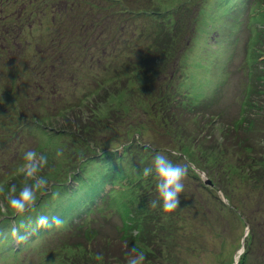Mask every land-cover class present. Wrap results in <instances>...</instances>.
<instances>
[{"label":"rangeland","instance_id":"374dc122","mask_svg":"<svg viewBox=\"0 0 264 264\" xmlns=\"http://www.w3.org/2000/svg\"><path fill=\"white\" fill-rule=\"evenodd\" d=\"M73 1L76 4L71 11L77 16L82 12L91 16H101L99 12H102L108 16L107 11H101V6L90 8V12L89 7L85 9L86 0ZM125 1L138 13L134 23L123 26L126 31L121 45L128 51L120 50L121 53L111 57L113 65L90 70L87 79L73 86L69 83L68 66L64 74H57L54 80L38 77L34 69L37 54L48 57L46 51L40 53L39 50L46 49L55 26L31 24L14 36L2 37L6 23L18 19L25 2L48 4L49 1L0 0V48L6 50L7 47L12 58L9 66L17 67L18 74L24 76L17 89L25 96L24 104L28 102L29 110L31 107L49 110L53 114L51 118L63 112L64 116H55L59 124L54 126L58 128L70 127L69 124L75 128L79 120L88 119V124L90 120L97 121L94 125L98 129L91 145L96 152H110L114 159L103 164L83 161L84 175L92 177L78 189L74 182V187L68 189L73 196L69 192L62 193L58 199L60 206L55 211L52 203L58 196L54 197V192L61 191L56 189V180L60 167L70 159L64 147H60L64 143L45 145L41 140L46 139L26 134L20 136L17 146L14 144L6 151L0 148V241L5 240L0 248L6 247L12 229L16 228L13 220L21 216L8 205L13 186L16 194L22 185L32 186L36 194L33 206L23 213H33L32 209L39 207L42 215L50 220L59 217L63 221L60 226H42L41 232L31 226L23 233L26 239L22 241L13 237L19 248L10 242L9 246L18 254H6L0 249V264H48L46 258L53 259L55 252L66 264H127L131 239L129 242L123 239L126 224L114 212V204L104 196L110 185H101L99 181L106 171L117 169L119 164L126 168H132L137 162L142 167L150 166L152 157L158 153L186 166L188 171L177 209L165 212L155 207V214L147 211L141 217L138 231L134 228L130 231L132 237L139 238L145 257L149 252V257L156 261L152 264H264V80L250 76L247 69L249 64L262 60L255 73L264 72V57L261 58L264 54V0H195L189 4L188 12L192 14L185 16L184 26L177 32V43L171 49L174 61L164 66L168 70L173 67V75L166 77V70L149 83L146 75L154 71L142 67L141 61L133 65L137 47H134L133 33L127 31L134 29L142 36V45L148 46L159 37L160 29L150 24L142 10L151 4L150 0ZM186 1L166 0L165 3L177 6ZM106 2L100 0L102 4ZM116 6L115 2L108 12ZM42 17V14L38 17L39 22L47 21L48 18L44 21ZM125 19L132 20L125 17L123 21ZM75 22L77 25L79 19ZM2 56L0 54V84L10 82V86L13 76H8L2 68L7 65ZM49 62L44 65L48 76L52 75ZM87 66L86 63L81 67L86 69ZM71 67L79 68L78 65ZM183 73L188 74V80L182 78ZM94 75L104 79L102 85L94 83ZM33 80L39 82L40 87L34 86ZM164 81L163 88L170 95L169 106L158 102L160 98H157ZM53 83L57 86L53 87ZM17 85L14 83V87ZM149 91L155 94L147 95L152 100L144 94ZM94 92L99 94L94 96ZM211 101L206 108L204 104ZM41 115L44 117L47 113ZM28 151L37 154V163L41 155L46 157V163L31 177L26 175L25 153ZM82 160L77 159L75 165ZM39 179L47 183L37 186ZM114 184L117 192H127V182ZM155 185L151 177L142 187L141 195L156 199ZM84 192L88 193V198ZM48 195L54 197L53 202L48 201ZM140 200L146 208L144 199ZM86 216L87 223L71 225ZM33 237L36 241L30 242ZM27 243L29 247L24 245ZM65 244L68 245L66 250L58 248ZM97 255L102 258L97 259ZM146 259L144 264H149Z\"/></svg>","mask_w":264,"mask_h":264},{"label":"trees","instance_id":"16d2710c","mask_svg":"<svg viewBox=\"0 0 264 264\" xmlns=\"http://www.w3.org/2000/svg\"><path fill=\"white\" fill-rule=\"evenodd\" d=\"M48 1V4L25 2L22 12H19L17 15L18 19L10 22V24L6 23L8 26H5L6 29L3 28L4 32L2 35L4 39L8 36L10 37L11 35L14 36L16 32L18 33V31H23L25 28H29L31 24H36L41 27L44 23H50L53 27H56V30L48 37L47 44L45 46L46 49L42 48L39 50L40 53L46 51L48 57L44 58L42 55L39 56L37 54V58L35 59V68H33L37 70V74L39 75L38 77H50V79L54 80L57 78V74H64V68L68 66L69 68L66 67V71L70 76L69 83L73 86H77L80 81L88 78L89 73H91L90 70L94 69L95 71H98L104 66L107 68L114 63V59L111 61V57L121 53L120 50L124 52L128 51L127 49L123 50L124 46L121 45L123 39L122 37H124L123 32L126 31L123 29V26L125 24L130 25V23H134L133 20L138 18V13L131 10L129 7L130 5L125 0H101L102 2L108 1L104 4L100 3V0H98L99 3L97 4L96 2H92L90 0L83 2L87 6L85 9L89 7L90 12H92L91 9L94 10L95 7L101 6L103 8L101 11H107V17H105V14L102 12H99L101 16H91L90 14L83 15L84 12L79 13L77 16L76 12L71 11V9H74L76 4L73 0ZM110 1L111 4L107 5ZM165 1L166 0H150L151 4L142 8V10L146 12V18L149 22H151L150 24L157 26L160 29V35H158L159 37L154 39L150 45H142V36L136 34L134 29H132V32H130V30L127 31L128 33H133L136 43L134 47H137V51L134 50V54H137V59L133 62V65H136L139 61H141L140 63L142 67H146L154 71L153 73H150V75H146V79H149L148 83L153 81L155 77L166 70L168 72L166 77L173 75V67L171 70L165 69V67L174 61L173 51L171 52V49H173L172 46L177 43V32H179V29L184 26L185 16L192 14V12H188L190 8L189 4L191 5V3L195 0H187L177 6L166 5ZM115 2L118 6H116L109 13L108 11L114 7ZM186 3L187 5H185ZM41 14L43 16L42 20L45 21V19L48 18L47 21L39 22L41 20H39L38 17H40ZM121 17H130L132 20L125 19L123 21V18ZM78 19L79 22L76 25L75 21ZM197 19L198 16L194 19V22L197 21ZM7 50V47L6 50L0 48V54L5 57L4 63L7 64L2 65V68L8 76L11 74L13 77L10 86V82L8 84H0V148L6 151L8 147H13L14 144L17 146L20 136L26 134L32 135L33 138L39 140L46 139L45 141L41 140V142L45 145L52 142L64 143L63 145L61 144L60 147H64V151L68 153L70 159L65 165L60 167L59 179L56 180V189L61 191L59 194H55L54 192V197L58 196L55 202H53L54 197H50V194V196L48 195V201L53 202L52 209L57 211V206H60L58 199L62 197V193L68 194V189H72L74 187V182H76L75 185H78L76 188L78 189L81 186L80 184H84L90 177H92V175H89L88 177L84 175L85 171L82 168L83 161L88 163L95 160L96 163L103 164L104 162H113L114 159L110 152L99 150L96 152L94 149L95 147L91 145L98 129L97 126L94 125L97 121L90 120L88 124V119L86 122L79 120L80 123H78L75 128H72L71 124H69L70 127L65 125L62 128H58L54 126V124H59V121L56 120L57 118L55 116H64L63 112H61L60 115L54 114L55 116L51 118L50 116L53 114L47 109L40 111L31 107L29 110L28 102L26 101L25 104L23 102V98H25V96L17 90L19 86L22 85L20 80L23 81L24 76L22 73L20 75L18 74L17 67L13 68L9 66L12 64V62H9L12 58L9 56ZM50 53L52 55L49 57ZM261 55V58L264 57V54ZM121 57L122 56H120V58ZM48 62L51 63L52 67V69L49 70L52 74L50 76L47 75L48 70L44 67V65H47ZM261 62L263 61L261 60ZM261 62L257 61L256 63H251L249 64V67H247L249 75L254 78L256 77L259 81L264 80V72H260L261 74L255 72L262 64ZM86 63L88 65L86 69L85 67H81ZM258 63L260 64L258 65ZM55 65H58V71L57 68H55ZM75 65H78L79 68L73 70L71 66ZM176 69L178 70V66H176ZM182 78H185L184 80H188V74L186 73L185 75V73H183ZM93 79L94 83L97 85H102L104 82V79L98 78L96 75L93 76ZM165 81L160 85L161 94L157 98H160L158 102H166L169 106L171 103L170 95L165 92V89L163 88V83H165ZM14 83L18 85L14 87ZM32 83L34 86L40 87L39 82L33 80ZM56 86L57 85L54 84L53 87ZM57 90L58 88H55V91ZM101 90L103 89L100 88V91ZM99 92H94L93 95L96 96ZM144 94L148 97L147 95H150L151 91L145 92ZM154 95L155 94L152 96ZM189 97L191 96L189 95ZM151 98L152 97H148L149 100H152ZM157 98L154 97V99ZM211 103L212 101L205 103L204 105L208 108ZM179 104H182V102L180 101ZM168 108L169 107H166V110H168ZM42 112L47 113V115L44 116L46 118L41 115ZM7 117H9V120H7ZM96 118L99 119L98 117ZM16 134L18 137L17 139H15ZM60 139L62 140L61 142ZM43 144L41 145L46 150L44 152H47L48 150ZM44 152H42V154ZM77 159L83 160L75 165ZM116 167L118 168H113L112 171H106L103 174L104 178L99 182L101 185H105L106 183L110 184V188L107 191H104V196L107 200L114 204L113 209L118 217H121L120 214L122 213L124 206H126L129 211V217L127 219L121 217L126 224L123 228L125 230V237H123L124 241L128 240L129 242L130 238L131 240L129 244L131 245V248L135 247L138 251L144 252L145 249L139 244V238H137L136 235L132 237L129 233L132 228L137 231L140 229V223L143 220L141 217H144V213L148 211L155 214L153 210L154 208L150 205L152 199L154 200L155 198H147L141 195L142 187L145 186V183L148 182L151 177L144 178L142 176V169L146 166L144 165V167H142L141 165H138V162L133 165L132 168L129 166L126 168L121 164ZM116 181L127 182V192L123 191L119 193L117 190H114V183ZM24 186L25 185H22L21 187L23 188ZM69 193L70 196H73L71 192ZM84 194L86 198L89 197L87 192H84ZM140 198L144 199L146 208L142 205ZM123 201L125 204H123ZM130 202H133L134 205H128ZM118 204H120V208L117 207ZM38 208L39 207L32 209L33 213H29V211L26 213L22 212L20 213L21 216L18 220L14 219L16 227H19L21 224L25 225L24 228L20 229L22 233L31 229V226L37 227L35 221L40 215H42ZM87 217L88 216L84 217L81 221H74L71 225L73 227L80 226L88 220ZM80 222L82 223L80 224ZM85 226L87 227L89 225ZM38 231H42V226L38 227ZM146 238L147 237L145 236L144 241ZM36 239L37 238L33 237L30 239V242H34ZM4 241L5 240H2L0 243H4ZM7 241L8 243H6V247H1L0 249L3 253L5 252L6 254L16 256L18 251L9 246V242L11 241L10 237H8ZM24 245L29 247L28 243ZM58 248L66 250L68 245L65 244L64 246H59ZM90 253L91 251L88 252V254ZM146 255L149 257V252L146 253ZM147 256L146 258H148ZM46 260H48V264H66L62 261L57 252L53 254V259L46 258ZM146 260L149 261V264H152V262L156 263V261H154L151 257ZM241 260L242 263L245 262L243 258Z\"/></svg>","mask_w":264,"mask_h":264},{"label":"clouds","instance_id":"9594fccd","mask_svg":"<svg viewBox=\"0 0 264 264\" xmlns=\"http://www.w3.org/2000/svg\"><path fill=\"white\" fill-rule=\"evenodd\" d=\"M37 154L34 151L25 153V160L28 161L26 165V175L33 176L42 164L46 163V157L41 155L39 163L36 161ZM187 167L184 165L173 163L166 155L158 153L152 157L150 166L143 168L142 176L144 178L153 177L156 181L157 198L151 202L153 208L160 207L165 212H170L177 209L179 204V195L184 190V178L187 175ZM47 181L44 179L37 180V186L45 185ZM11 195L8 197V205L16 212H24L28 207L33 206L36 199V194L33 187L25 185L18 194H16L15 186L11 189ZM37 227H52L60 226L63 221L59 217H52L40 215L35 221ZM25 225L21 224L19 227L12 229V235L18 241L26 239V236L20 231ZM127 264H144L145 254L132 247L128 253ZM102 257L97 255V259Z\"/></svg>","mask_w":264,"mask_h":264},{"label":"water","instance_id":"95a60500","mask_svg":"<svg viewBox=\"0 0 264 264\" xmlns=\"http://www.w3.org/2000/svg\"><path fill=\"white\" fill-rule=\"evenodd\" d=\"M263 186H264V180H263Z\"/></svg>","mask_w":264,"mask_h":264}]
</instances>
